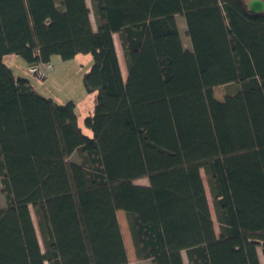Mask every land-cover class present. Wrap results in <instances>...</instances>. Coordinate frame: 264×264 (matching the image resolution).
Masks as SVG:
<instances>
[{
	"label": "trees",
	"instance_id": "trees-1",
	"mask_svg": "<svg viewBox=\"0 0 264 264\" xmlns=\"http://www.w3.org/2000/svg\"><path fill=\"white\" fill-rule=\"evenodd\" d=\"M249 1L90 0L93 27L86 0H0V264H129L117 211L137 260L261 264L264 12ZM6 55H89L91 136L74 102L40 95Z\"/></svg>",
	"mask_w": 264,
	"mask_h": 264
},
{
	"label": "rangeland",
	"instance_id": "rangeland-1",
	"mask_svg": "<svg viewBox=\"0 0 264 264\" xmlns=\"http://www.w3.org/2000/svg\"><path fill=\"white\" fill-rule=\"evenodd\" d=\"M86 2H87V6L91 10L92 6L90 0H86ZM90 19L93 27H95V20L92 10H91ZM176 22L183 46L185 48H190L191 43L189 38L186 36V32H185L186 27H185L184 18L180 15H177ZM114 44L117 51L122 75L125 78L126 69L117 35H114ZM2 62L6 66H8L15 75L26 76V78L29 79L35 90L40 95L46 98H50L58 104H64L67 101L74 102L76 105V113L78 116L79 126L82 128L83 132L87 136H91V133L84 126L83 119L87 114L91 112L93 104L91 97L84 91L82 85L83 73L86 72L91 66V58L89 55H78L74 59L69 61H62L58 57H54L51 61L52 70L46 74V77L44 79H40L34 74L30 73V69H29L30 67H28L26 63L17 56L6 55L3 57ZM237 88H238L237 84L219 86L214 88L213 96L215 99L219 101H223L228 94L234 93L237 90ZM72 160L73 161L77 160V156L74 155L72 157ZM201 175L206 190V196L210 207L211 217L213 219L214 230L216 234H218V224L215 219L212 199L209 194L206 178L203 173H201ZM134 183L143 186L148 185L147 179H139L136 180ZM0 204L3 207L6 204L5 197L1 192H0ZM116 215H117V220L120 227V232H121L128 263L151 264L149 260L141 261L136 259L127 227L125 214L123 213V211H117ZM31 216L33 218V222L37 230L36 220L32 209H31ZM38 238H39V242L41 243L39 235ZM257 253L259 256L260 263L264 264L262 249L260 247L257 248ZM182 257L184 264H188L185 254H183Z\"/></svg>",
	"mask_w": 264,
	"mask_h": 264
},
{
	"label": "built area",
	"instance_id": "built-area-1",
	"mask_svg": "<svg viewBox=\"0 0 264 264\" xmlns=\"http://www.w3.org/2000/svg\"><path fill=\"white\" fill-rule=\"evenodd\" d=\"M29 69H30V73L34 74L40 79H44L46 77V74L52 70V64L44 63L38 66L30 67Z\"/></svg>",
	"mask_w": 264,
	"mask_h": 264
},
{
	"label": "water",
	"instance_id": "water-1",
	"mask_svg": "<svg viewBox=\"0 0 264 264\" xmlns=\"http://www.w3.org/2000/svg\"><path fill=\"white\" fill-rule=\"evenodd\" d=\"M248 9L252 13L264 12V2L262 0H250L248 2Z\"/></svg>",
	"mask_w": 264,
	"mask_h": 264
},
{
	"label": "crops",
	"instance_id": "crops-1",
	"mask_svg": "<svg viewBox=\"0 0 264 264\" xmlns=\"http://www.w3.org/2000/svg\"><path fill=\"white\" fill-rule=\"evenodd\" d=\"M24 77H26V76H24ZM31 83V82H30ZM33 86V85H32ZM91 97V96H90ZM77 121H78V116H77ZM79 124V123H78Z\"/></svg>",
	"mask_w": 264,
	"mask_h": 264
}]
</instances>
